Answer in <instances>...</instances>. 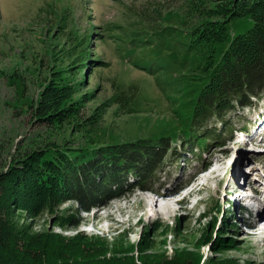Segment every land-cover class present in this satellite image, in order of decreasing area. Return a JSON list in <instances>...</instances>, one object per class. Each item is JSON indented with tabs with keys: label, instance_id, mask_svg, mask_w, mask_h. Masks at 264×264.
<instances>
[{
	"label": "rangeland",
	"instance_id": "obj_1",
	"mask_svg": "<svg viewBox=\"0 0 264 264\" xmlns=\"http://www.w3.org/2000/svg\"><path fill=\"white\" fill-rule=\"evenodd\" d=\"M193 23L186 0H0V172L51 145L78 148L166 136L171 146L153 188L125 192L89 212L80 211L75 200L37 213L7 207L0 214L12 233L18 229L21 235H0L5 262L20 263L23 253L30 254V264L60 262L62 255L86 250L89 259L82 264H141L143 257L176 262L179 254L193 264H264V204L259 198L264 184L253 179L264 177V132L249 138L258 131V120L251 126L250 119L264 112V96L255 106L239 105L236 113H227L234 129L224 141L189 149L188 137L197 131L185 124L188 111L182 109L193 97V78L201 76L202 56L183 47L185 36L179 31ZM252 24L250 18L235 17L228 23L229 38ZM163 30L171 36L163 37ZM125 31H141L149 46L125 51L117 42ZM123 45L130 49V41ZM226 46L220 44L217 55ZM129 54L154 66L136 65ZM115 78L138 82L144 92L139 110L148 111L126 113L114 104ZM55 82L74 86L63 105L82 107L81 116L61 125L40 122L33 112L44 89ZM94 114L97 121L87 125ZM214 125L211 120L206 127H224ZM204 160L218 166L202 169ZM189 177V187L172 199L171 213L146 203L158 188L172 191L178 180Z\"/></svg>",
	"mask_w": 264,
	"mask_h": 264
},
{
	"label": "trees",
	"instance_id": "obj_2",
	"mask_svg": "<svg viewBox=\"0 0 264 264\" xmlns=\"http://www.w3.org/2000/svg\"><path fill=\"white\" fill-rule=\"evenodd\" d=\"M186 1L187 17L194 23L190 29L179 31L181 36H185L181 44L202 56V61L197 66L201 76L193 78L197 83L189 90L193 97L182 109L188 111L184 115L185 124L196 127L197 133L188 137L189 149L196 151L224 141L225 136L233 132V123L229 117L226 118L227 113H236L241 108L239 105H255L264 96V0ZM235 17L250 18L253 24L245 32L230 39L228 23ZM160 34L167 38L172 33L170 30H163ZM99 35L102 36L99 40L102 42L105 37L101 33ZM140 35L141 31H125L117 42L122 44L125 51L139 49L141 52L149 44ZM126 41H130V49L123 45ZM223 43H227V46L221 55H217L218 46ZM129 56L135 58L133 61L137 62L136 65L144 62V68L154 66V61L147 62L137 54ZM111 85L115 91L112 102L126 113L148 111L139 110V96L144 92L138 82L126 84L115 78ZM73 87L72 83L60 85L55 82L48 85L33 109L36 118L43 123L61 125L75 116H81V106L63 105V100L71 95ZM97 118L98 115L94 114L87 125L91 126ZM83 119L82 122L87 123V117ZM211 120L214 127L217 123H222V130L212 131L211 127H206ZM245 123L247 121L243 124ZM169 141V137L162 136L118 140L115 143L99 145L89 143L78 148L67 145L46 146L38 150L32 158L25 156L20 163L13 164L11 171L0 172V213L11 205H20L26 211L37 213L52 204L69 200L77 201L80 211L89 212L104 204L105 200L121 196L125 192L136 188H153L160 180L165 157L171 150ZM177 161L178 158L175 157L172 164L176 165ZM205 163L204 160L201 166ZM3 233L7 234V238L21 235L18 229L12 233V228L7 226L0 214V235ZM84 252L87 254L84 255ZM23 254L20 263H15L12 259L5 262L0 257V264H30L26 261L30 254ZM87 256L88 251L81 250L79 253H71L70 256L58 257L60 262H47L44 259L43 264H82L89 259ZM176 256V262L162 257L164 261H159L160 263L143 257L141 264H193L188 261L186 254ZM132 261L128 264H138Z\"/></svg>",
	"mask_w": 264,
	"mask_h": 264
},
{
	"label": "bare ground",
	"instance_id": "obj_3",
	"mask_svg": "<svg viewBox=\"0 0 264 264\" xmlns=\"http://www.w3.org/2000/svg\"><path fill=\"white\" fill-rule=\"evenodd\" d=\"M205 165V164H204ZM202 167V169H212L213 167L215 168L216 165L218 166V162L216 163H209L206 167V165ZM197 177V176H196ZM247 178H245V183H246ZM165 190V188H164ZM157 192L153 193V194H149V197H146V203L148 205H152L153 203L157 206V208L162 212V213H171L172 212V199H174L177 195L179 194H175L176 190L174 191H168V190H156ZM184 200H186V198H184ZM256 210V209H255ZM259 221V220H257ZM261 223H264V219L261 220ZM259 223V225L261 224ZM251 225H255L254 222L251 223ZM252 227V226H251Z\"/></svg>",
	"mask_w": 264,
	"mask_h": 264
}]
</instances>
